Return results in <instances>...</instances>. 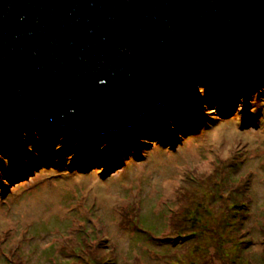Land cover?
I'll list each match as a JSON object with an SVG mask.
<instances>
[{
    "label": "rangeland",
    "instance_id": "1",
    "mask_svg": "<svg viewBox=\"0 0 264 264\" xmlns=\"http://www.w3.org/2000/svg\"><path fill=\"white\" fill-rule=\"evenodd\" d=\"M168 115L182 128L158 137ZM201 202L213 231L229 224L204 264H264V78L200 87L122 132L25 124L0 145V264H166L172 248L186 264L202 244L177 239L179 217Z\"/></svg>",
    "mask_w": 264,
    "mask_h": 264
},
{
    "label": "water",
    "instance_id": "2",
    "mask_svg": "<svg viewBox=\"0 0 264 264\" xmlns=\"http://www.w3.org/2000/svg\"><path fill=\"white\" fill-rule=\"evenodd\" d=\"M261 78L264 0H0V145L34 121L122 132Z\"/></svg>",
    "mask_w": 264,
    "mask_h": 264
},
{
    "label": "trees",
    "instance_id": "3",
    "mask_svg": "<svg viewBox=\"0 0 264 264\" xmlns=\"http://www.w3.org/2000/svg\"><path fill=\"white\" fill-rule=\"evenodd\" d=\"M191 116H192V114L189 113L188 114V119H191ZM176 119L177 118H175V116H169L168 115L166 120H170L171 121L170 123H172V124L170 125V128H168L167 126H163V125L161 126L160 125L161 126V129H160L161 131L159 132L158 137L164 136L166 134H169V132L172 131V127L173 126H174L173 128L178 126L177 129H175V130H178V129L180 130V128H182V122H181V120H178V122H176L175 121ZM121 149H125V148H121L120 147V150ZM118 152L119 151H117L116 153H118ZM63 153L64 154H66V153L68 154V152H65V151ZM70 154L71 155L73 154L74 156L81 155L80 153H76L75 154L74 152L73 153H69V155ZM73 155L71 156L72 158L74 157ZM31 156H33V155H31ZM33 157H35V156H33ZM76 159H78V158H76ZM199 204H201V205H199ZM198 205L197 206H198L199 209H201V211H199V212L196 211V213L194 212L192 214L188 213V212L187 213L183 212V215L179 217L180 225L182 226V224H184V226L181 229V232H179V235H178L177 239H180L181 241H189V243H190L189 245L194 250H198L199 244L200 243L202 244V248H199L198 251L199 252L203 251V253H201V252L199 253L197 251L192 256L193 260H188V262H186V264H204L203 261H204L205 257L208 256V253H207L208 249L207 248L210 247L211 243L214 242V240H218L217 236L222 237V235L220 234L221 231L223 230V228L225 226L228 227V225H229V224H227L226 221L222 222L221 220H219V223L217 221L216 224H215V227H214L215 231H213L211 226H210V221L208 220L210 213L207 211L206 206H203L204 204H202V202L198 203ZM235 208H239V207L235 206ZM189 214H191V215H189ZM223 219H225V217ZM226 219L229 221V216H227ZM236 220L237 219L234 217L231 221H232V223H234V222H236ZM241 220H242V217H241ZM174 226H175V224H174ZM171 229L173 231V228H171ZM186 229L188 230L187 235L184 234L186 232ZM177 232H178V230H177ZM226 232H227V230H226ZM175 233H176V230H175ZM156 239H157L156 241L159 240V238H156ZM153 240H155V239H153ZM172 242H175V241L173 240ZM216 243L219 245V244H222L223 241H219L218 240V241H216ZM172 245L176 246L175 244H172ZM214 246H217V245L214 243ZM171 250H172V252H171L172 256H170V260L166 259V262H167L166 264H175L176 263L174 253H177V252L175 251V248H172ZM192 252H194V251H191V253ZM75 255H79V254H75ZM162 257H165V256H162ZM84 260L92 261L93 264H107V261H98V259L97 260H93V259L84 258ZM82 261L83 260H80L79 262H77V260L74 259L72 264H84V262L81 263ZM248 261H250V260H246L244 258L241 260V259H239V257L237 258V262L240 263V264H249ZM85 264H88V263L85 262Z\"/></svg>",
    "mask_w": 264,
    "mask_h": 264
}]
</instances>
